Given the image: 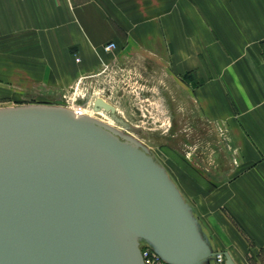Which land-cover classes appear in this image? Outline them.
<instances>
[{
  "label": "crops",
  "instance_id": "1",
  "mask_svg": "<svg viewBox=\"0 0 264 264\" xmlns=\"http://www.w3.org/2000/svg\"><path fill=\"white\" fill-rule=\"evenodd\" d=\"M109 69L162 77L212 131L211 169L172 179L214 252L263 264L264 0H0V93Z\"/></svg>",
  "mask_w": 264,
  "mask_h": 264
},
{
  "label": "water",
  "instance_id": "2",
  "mask_svg": "<svg viewBox=\"0 0 264 264\" xmlns=\"http://www.w3.org/2000/svg\"><path fill=\"white\" fill-rule=\"evenodd\" d=\"M93 106L114 110L99 97ZM140 245L165 264L214 260L138 139L57 104L0 106V264H143Z\"/></svg>",
  "mask_w": 264,
  "mask_h": 264
},
{
  "label": "rangeland",
  "instance_id": "3",
  "mask_svg": "<svg viewBox=\"0 0 264 264\" xmlns=\"http://www.w3.org/2000/svg\"><path fill=\"white\" fill-rule=\"evenodd\" d=\"M140 72L109 69L98 75L80 77L66 86L57 82L45 83L43 91H37L30 83L27 87L31 90L27 92L12 85L15 91L6 92V95L0 93V104H57L111 124L145 145L171 179L174 177L172 169L185 178L180 168L188 164L193 177L196 176L195 169L202 172V167L197 164L202 158L211 169L213 157L208 155L215 147L212 131L201 122L191 106L179 107V92L175 98L173 91L166 90L162 77H153L145 70ZM96 97L112 105L114 110L103 113L94 109L93 99Z\"/></svg>",
  "mask_w": 264,
  "mask_h": 264
},
{
  "label": "built area",
  "instance_id": "4",
  "mask_svg": "<svg viewBox=\"0 0 264 264\" xmlns=\"http://www.w3.org/2000/svg\"><path fill=\"white\" fill-rule=\"evenodd\" d=\"M113 47L114 44L112 42H108L103 46V49L108 51ZM139 249L143 264H156L162 262L147 246H141L139 247ZM213 257H214V261L217 263L221 262L222 260V254L220 252H214Z\"/></svg>",
  "mask_w": 264,
  "mask_h": 264
},
{
  "label": "flooded vegetation",
  "instance_id": "5",
  "mask_svg": "<svg viewBox=\"0 0 264 264\" xmlns=\"http://www.w3.org/2000/svg\"><path fill=\"white\" fill-rule=\"evenodd\" d=\"M96 110H98V111H100V112H103L101 109H96ZM103 113H106V112H103ZM111 125V124H110ZM118 129V128H117ZM121 132H123V131H121ZM123 133H126V134H128L126 131L125 132H123ZM130 135V134H129ZM164 168V167H163ZM165 169V168H164ZM166 171V170H165ZM167 172V171H166ZM214 258V257H213ZM210 264H224L223 263V261L221 260V262H215L214 260L210 263Z\"/></svg>",
  "mask_w": 264,
  "mask_h": 264
},
{
  "label": "bare ground",
  "instance_id": "6",
  "mask_svg": "<svg viewBox=\"0 0 264 264\" xmlns=\"http://www.w3.org/2000/svg\"><path fill=\"white\" fill-rule=\"evenodd\" d=\"M103 101H104V100H103ZM94 108H95V109H101L103 112L108 113L107 110H104L102 107H97V106H96V107H94ZM74 111H75V110H74ZM75 112H78V111H75ZM80 113H81V112H80Z\"/></svg>",
  "mask_w": 264,
  "mask_h": 264
}]
</instances>
